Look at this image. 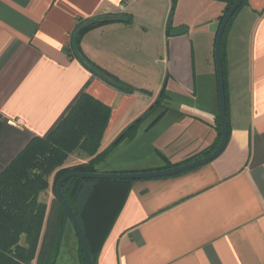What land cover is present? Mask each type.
<instances>
[{
  "label": "crops",
  "instance_id": "1",
  "mask_svg": "<svg viewBox=\"0 0 264 264\" xmlns=\"http://www.w3.org/2000/svg\"><path fill=\"white\" fill-rule=\"evenodd\" d=\"M154 2L0 0V171L31 138L48 134L83 91L110 109L99 150L141 117L96 164L98 172L164 169L196 160L213 146L219 117L215 68L193 70L190 28L170 36L168 19L152 28L140 19L148 12L143 7ZM216 9L206 18L214 23L206 32L212 57L223 3ZM106 16H130L131 23L89 31L82 52L150 96L122 93L68 56L76 20ZM176 17L171 29L189 27L182 15ZM154 42L157 47L146 50ZM223 80L222 152L180 174L133 181L96 264H264V0H246L234 15L224 42ZM201 91V102L188 99ZM158 98L161 103L145 115ZM88 160L75 150L64 166ZM50 188L39 196L48 210ZM75 250L78 259V245Z\"/></svg>",
  "mask_w": 264,
  "mask_h": 264
},
{
  "label": "trees",
  "instance_id": "2",
  "mask_svg": "<svg viewBox=\"0 0 264 264\" xmlns=\"http://www.w3.org/2000/svg\"><path fill=\"white\" fill-rule=\"evenodd\" d=\"M223 3L222 14L217 18L220 23L223 15L236 0H215ZM167 21L171 29L173 5ZM234 12L224 30L220 57L224 72V42ZM71 35L67 54L75 58L88 71L118 91L126 94L137 91L92 62L81 50L82 37L89 31L101 26L122 22L131 23V17H100L96 19H77ZM225 88V83H224ZM142 91V90H141ZM143 92V91H142ZM163 92H160V98ZM163 99V98H162ZM156 100L145 115L161 103ZM226 103V97H225ZM110 117V109L83 91L67 113L45 136H34L24 148L0 171V264H56L66 223L67 214L55 195L56 182L70 172H98L96 164L102 161L141 117L124 129L111 144L100 148L104 130ZM159 119L157 116L152 124ZM215 143L201 154L211 153L220 140L219 117L216 121ZM79 150L90 157L86 163L64 166L72 152ZM174 165H167L172 167ZM133 181L69 178L62 185V193L85 235L92 263L96 264L99 246L109 231L124 202L128 186ZM51 187L53 202L48 210L39 196ZM72 225V224H71ZM73 227V226H72ZM78 262L85 264L78 243Z\"/></svg>",
  "mask_w": 264,
  "mask_h": 264
},
{
  "label": "water",
  "instance_id": "3",
  "mask_svg": "<svg viewBox=\"0 0 264 264\" xmlns=\"http://www.w3.org/2000/svg\"><path fill=\"white\" fill-rule=\"evenodd\" d=\"M244 0H236L232 6L228 9V11L223 15L216 33L214 37L213 44V58H214V68H215V76H216V86H217V97H218V114H219V125H220V140L217 147L206 156L200 157L196 160L176 165L173 167H168L159 170H150V171H139V172H125V173H116V172H70L63 175L55 185V195L56 199L65 211L70 220L73 229L75 231L77 241L79 243L80 249L82 251L83 259L85 264H93L91 255L89 252V248L87 245V241L83 230L80 226V223L75 216L74 212L67 204L63 193H62V185L69 178H80V179H101V180H121V181H138V180H147V179H155L162 177H169L176 174H180L182 172L191 170L193 168L199 167L203 164H206L216 158L224 149L227 141V119H226V103H225V93H224V80H223V70L221 65V57H220V47L222 36L226 25L234 12L239 8V6L243 3ZM187 32V28L184 26H180L177 28H172L169 31L170 36H179L185 34Z\"/></svg>",
  "mask_w": 264,
  "mask_h": 264
},
{
  "label": "rangeland",
  "instance_id": "4",
  "mask_svg": "<svg viewBox=\"0 0 264 264\" xmlns=\"http://www.w3.org/2000/svg\"><path fill=\"white\" fill-rule=\"evenodd\" d=\"M185 1L187 2H184V0H176V2L173 5L171 19L173 18L172 19L173 23H178V19L176 16L182 15V17H184L187 20V22H189V27L187 25H184V27L190 28V33H189L190 39L193 42V48H194L193 70H213L214 59L212 57V54L208 52V47H207L208 38L206 36V32L208 29H210L211 26L214 25V23L209 24V21L206 22V18H208L210 14L213 13V11L215 13V11L217 10L216 9L217 6L221 5V2L215 0H185ZM204 2H210V3L209 5H206V3ZM205 6H208L210 8H205L203 10V7ZM171 10H172L171 0L166 2L164 0H155V2L152 5L143 7V11H148V12L143 13L142 15L139 16L140 19L145 21V23L151 25L150 27L152 28L160 25L165 18L168 19ZM204 11L206 12V14L203 13ZM202 14H204L205 16H201ZM216 21L218 27L219 25L218 19ZM156 45L157 42L146 43L145 48L146 50H148L147 48L153 46L156 48L157 47ZM162 68L163 65H160L158 67L159 70H161ZM153 71H157V70H153ZM153 81L154 84L157 83L155 82V80ZM154 84L151 85L153 86ZM201 84L202 83H200V87L202 88ZM137 91L141 92L140 89H137ZM203 93L201 91L198 92V94H189L188 99L191 100L192 102H196V100H199L201 102L204 97ZM143 94L150 96L151 93L143 90ZM53 198L55 197L51 189L49 191V201H52ZM63 232L64 233L62 236L60 251L56 260V264H78V259L76 258V250H75L77 248L78 242L72 225L70 223L67 224Z\"/></svg>",
  "mask_w": 264,
  "mask_h": 264
}]
</instances>
